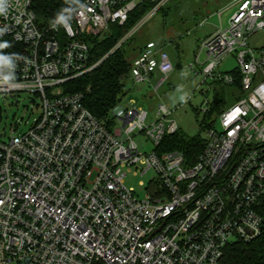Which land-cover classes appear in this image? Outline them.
<instances>
[{"label":"built area","instance_id":"1","mask_svg":"<svg viewBox=\"0 0 264 264\" xmlns=\"http://www.w3.org/2000/svg\"><path fill=\"white\" fill-rule=\"evenodd\" d=\"M141 1L81 0L41 29L33 0H0V38L22 45L0 63V94L41 99L30 128L0 138V264H221L226 246L260 233L264 46L249 38L264 31V0H231L228 25L201 42L207 58L196 56L199 72L228 84L238 78L243 96L219 111L191 162L156 149L178 130L165 103L148 123L135 104L116 105L105 121L84 106L82 92L64 88L98 63L89 62V37L122 24ZM148 1L156 10L167 0ZM232 52L236 71L217 73ZM173 69L168 53L148 41L129 76L148 83L160 75L157 90ZM143 132L155 146L148 153L133 138ZM148 171L154 175L137 197L124 178Z\"/></svg>","mask_w":264,"mask_h":264},{"label":"rangeland","instance_id":"2","mask_svg":"<svg viewBox=\"0 0 264 264\" xmlns=\"http://www.w3.org/2000/svg\"><path fill=\"white\" fill-rule=\"evenodd\" d=\"M231 0H167L162 9H150L126 35L131 36L123 44L129 62L137 55L138 49L147 41H153L169 55L174 69L167 79L154 90L160 75H153L148 83H134L131 77L124 81L125 93L122 95L121 106H142L147 110V123L155 119L159 102L165 103L171 110V117L176 121L179 132L189 137L200 136L209 126L218 127L217 114L220 110L233 105L243 96L239 86L205 77L199 72V63H206L205 52H199L201 42L217 28H225L233 11L229 7ZM203 21V23H201ZM254 47L264 46V31L255 32L249 38ZM194 64V68L190 67ZM235 52L227 54L216 72L233 73L237 69ZM235 73V72H234ZM222 100V106L211 109L215 96ZM19 102L15 104V100ZM41 99L29 91L0 94V138L11 134L25 132L38 118ZM210 109V114L204 112ZM209 124V126H208ZM122 138V137H121ZM141 152L155 149L154 144L145 133L135 135ZM152 171L144 175H133L129 172L124 181L132 187L137 197L142 198L145 189L152 179ZM142 182V184H140Z\"/></svg>","mask_w":264,"mask_h":264},{"label":"trees","instance_id":"3","mask_svg":"<svg viewBox=\"0 0 264 264\" xmlns=\"http://www.w3.org/2000/svg\"><path fill=\"white\" fill-rule=\"evenodd\" d=\"M80 1L33 0L32 8L37 26L41 29L47 27L73 9ZM155 4L156 2L148 0L141 1L131 10L122 24L111 22L102 37H89V62L98 63L88 72L69 79L64 84L67 92H82L84 106L101 120H108L110 111L118 105L125 93L124 81L129 77L130 62L122 46L131 37L125 38V36ZM163 5L156 11L162 9ZM21 46V43L15 42L11 37L0 38V63L19 51ZM143 47L138 49L137 54ZM216 82L220 84L221 81ZM235 84L238 85V78ZM221 106L222 100L216 95L211 109L218 110ZM207 112L210 114V109ZM203 145L204 138L189 137L177 130L173 134L164 136L161 145L156 149L178 150L183 153L188 162H191L201 152ZM258 213L261 217L260 233L250 241H236L226 246L221 264H264V198L260 201Z\"/></svg>","mask_w":264,"mask_h":264},{"label":"water","instance_id":"4","mask_svg":"<svg viewBox=\"0 0 264 264\" xmlns=\"http://www.w3.org/2000/svg\"><path fill=\"white\" fill-rule=\"evenodd\" d=\"M15 104H17V101H15Z\"/></svg>","mask_w":264,"mask_h":264}]
</instances>
